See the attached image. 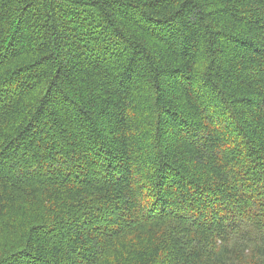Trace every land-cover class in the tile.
I'll list each match as a JSON object with an SVG mask.
<instances>
[{
	"label": "trees",
	"instance_id": "obj_1",
	"mask_svg": "<svg viewBox=\"0 0 264 264\" xmlns=\"http://www.w3.org/2000/svg\"><path fill=\"white\" fill-rule=\"evenodd\" d=\"M264 225V0H0V264H232Z\"/></svg>",
	"mask_w": 264,
	"mask_h": 264
},
{
	"label": "clouds",
	"instance_id": "obj_2",
	"mask_svg": "<svg viewBox=\"0 0 264 264\" xmlns=\"http://www.w3.org/2000/svg\"><path fill=\"white\" fill-rule=\"evenodd\" d=\"M219 244L234 253L232 264H264V225L242 223Z\"/></svg>",
	"mask_w": 264,
	"mask_h": 264
}]
</instances>
